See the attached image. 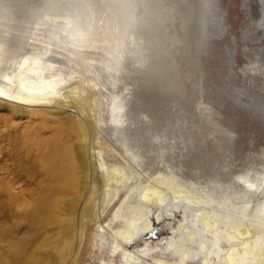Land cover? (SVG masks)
<instances>
[{
	"label": "rangeland",
	"instance_id": "rangeland-1",
	"mask_svg": "<svg viewBox=\"0 0 264 264\" xmlns=\"http://www.w3.org/2000/svg\"><path fill=\"white\" fill-rule=\"evenodd\" d=\"M4 1L6 2L4 6L0 4V14L3 10V14L12 18L27 15L30 8L36 13L39 8L34 0ZM165 1L167 2L166 6H170L169 8L174 10L175 23L171 18L172 11L164 7L163 12L159 0H148L147 6L159 18L165 17L170 26L169 29L166 27L168 32L173 39L176 38L178 41L173 54L169 56L170 64L168 65V68L172 69L173 64L177 62L176 70L178 72L173 81H176V88H174L175 86L169 89L161 88L156 80H153L150 86L146 84L145 86L142 81L135 83L136 81L129 80L128 73L122 69L125 63L121 61L118 70L124 74V77L118 76L117 78L116 74L108 75L106 72L108 71L107 67L110 65L107 63L110 61L108 60L110 57L108 45L111 41L106 38L107 42L103 45L106 52L99 50L101 46L99 49H94L92 54L86 55V66L83 63L80 64L79 59L72 58L68 64V61L61 58L60 61L64 62V65H61L64 72L63 80H66V84L59 88L61 94L57 99L58 101L52 106L16 108L18 113L13 115L11 111L14 106L9 107V105L0 101V177H3V170L6 169L7 164L15 167L14 164L17 160H22L23 155L15 153L16 147L20 146V142L23 141L22 137L28 135V133L29 135L34 133V135H41L45 138L48 135L51 136L55 128L75 129L82 122L83 124L96 126L99 140L103 143L104 148L101 158L114 176V183L113 180L111 181L112 189L117 185L116 188L120 189H118V194L110 203L111 205L108 204L103 213L101 207L106 206L104 205L105 195H102L101 198H94L91 213L87 215L86 221L84 220L89 222L85 225L86 229L82 238L80 231H78L81 228L79 224H81L82 219L79 214H81L80 211L84 207L83 203L86 197L81 198L74 212L68 204L74 200V196H56V200L61 203L55 211L60 215L62 227L52 226L51 229L45 230L40 239L37 240L33 239V225L29 219L31 207L34 204L41 203L45 197L53 195H39L36 190L38 188L36 183H28V185L27 183H20V186L22 184L25 186H22L20 193L15 190L12 197L5 196L3 190H1L0 264H29L30 262L25 261L30 257L29 249L30 252H35L34 257L30 258L31 262L34 261V264H71L72 261H74V264H98L95 259L100 260L102 255H100L98 248L93 249L91 246L92 236L97 225H103L109 221L113 212L125 199V196L128 199H125L127 202L125 201L124 205L127 209L132 205L138 206L136 200L139 192L153 187V185L158 186L167 197V205L175 204L172 201L175 190L183 191L182 194L184 195L181 194L183 197L178 203L189 208L186 218H188V228L190 230L195 228V221L199 230H201L203 220L210 226L214 224L213 222H217L215 221L217 219L220 221V225L241 224L251 228L252 231L253 226L256 225L254 228L258 226L256 229H260L258 230L260 237L255 233L258 237L256 235L253 237L254 242L253 239L250 240V252L247 253H251L250 256L253 257L258 254L256 253L258 251L264 252V248L261 247L264 246V244L262 245L264 241L259 246V242L262 239L264 240V207L262 205L264 203V191H257L258 184L264 180V69H254V72L249 69L245 76L236 71L244 67L246 57L251 56L252 50L258 48V44L246 43L245 50L242 49L244 42L240 43L237 40L238 33L235 34L236 22H239V25L244 24V11L239 8L238 0ZM112 4L108 0H104L105 7L114 13V10H111ZM119 4L121 5L119 11H122L126 16V36L134 34L140 37L144 62L149 54L155 56L162 54L156 42L157 38L147 36L145 25L142 20L140 21L141 16L132 0L127 1V3L121 1ZM51 6L56 7L53 1H51ZM210 9L217 21L216 24H213V16H210L209 13ZM112 12H105L101 17L108 14V18L111 19L113 17ZM55 14L57 13L55 12ZM35 15L39 16V12ZM219 18L224 19L223 22ZM210 28L213 31L212 33ZM132 29H134V32ZM232 33L236 37V43L232 42ZM46 34L51 38L54 37L52 32L48 33L46 31ZM91 40L93 41L92 47H96L95 38L92 37ZM55 48L61 54L59 48ZM68 48L75 49L70 46ZM232 50H234V53L231 57ZM120 51H116V57ZM91 59H94V62ZM149 63L150 59L148 58L147 64ZM145 67H147L146 64ZM259 72L262 74H259ZM102 73L104 75H101ZM79 75L82 80L79 79ZM114 78L117 79L116 83L118 84L111 87V81ZM169 81H171L170 85L172 86V80L169 79ZM76 82L80 84V87L73 89ZM73 83L75 84L72 85L71 90L69 85ZM166 84L169 83L166 82ZM98 88L100 89L99 92ZM80 94L84 97V102L87 101L86 103L83 102L84 110L81 113L79 112L81 108L77 105V98ZM114 100L119 104L122 102L125 105L127 104L125 107L127 116L125 118L128 119V122L124 126L121 124L122 130L117 133H115L117 119L112 120ZM61 102L73 107H65L60 104ZM43 120H48L46 127L42 125ZM131 122H136V124L131 127L132 131H127L129 129L128 123ZM143 129L148 134L140 132ZM122 131L124 133H121ZM13 143L17 146L15 147ZM25 143H21L20 147L24 145V149H27ZM12 145L14 146L12 147ZM31 149H29L30 154L35 155L36 152L34 151L33 154ZM7 155L11 156L9 161H7V158H9ZM3 156L6 157L3 158ZM90 158L92 161V155ZM10 168L8 167L9 170H11ZM157 179L158 182L156 183ZM247 183L257 186V189L253 188L251 190ZM197 198L202 202L199 201L196 204L194 199ZM190 199H192L191 202ZM211 199H213V202L206 206L204 201ZM228 204L230 208H227L229 207ZM145 206L151 208L152 214L160 209L158 204L152 202L145 204ZM137 209L135 213L130 215L137 216L140 211H143L141 206H138ZM165 209L168 210V206ZM205 214L207 217L204 216ZM129 216L128 218L131 217ZM64 217L65 220H63ZM71 218L74 219L71 220ZM124 218L114 222L116 228H122L126 224H124L126 220ZM178 218L182 219V216L178 215ZM70 221L75 222L72 225L74 227L72 228L74 232L72 235L75 234L76 236L71 235L70 237L67 235L66 237L63 227H68ZM176 224L178 225L175 219L174 226ZM53 228L55 229L53 230ZM209 233L207 235L209 237H213L215 234L211 230ZM54 234L58 235L59 242L64 244H61L59 249H55L57 253L55 250L52 253L53 249H48V251L43 249L42 245L40 246L45 237ZM160 234L161 237H166L164 227L161 228ZM70 239H74V242L73 240L71 242ZM23 242L28 244L24 247L26 251L23 250ZM189 243L195 251L198 244L195 241ZM253 245H258L260 249L257 250L256 248V251H254ZM27 247L30 248L27 249ZM20 253L24 258L19 256ZM167 253L168 255L158 256L168 263H174L178 260V257L172 251ZM63 254L65 255L64 259H62ZM73 256L74 258H72ZM250 256L247 254L246 257L251 258ZM105 257H107V254H104Z\"/></svg>",
	"mask_w": 264,
	"mask_h": 264
},
{
	"label": "bare ground",
	"instance_id": "bare-ground-1",
	"mask_svg": "<svg viewBox=\"0 0 264 264\" xmlns=\"http://www.w3.org/2000/svg\"><path fill=\"white\" fill-rule=\"evenodd\" d=\"M51 1L55 3L56 7L51 6ZM121 1L127 3V1L131 0H108L110 4L113 3L111 10H114V13L105 7L104 0H82L80 2L77 0H34L35 4L39 5L38 10L36 11V13L39 12V16H36V13H34L31 8L28 10L27 15L18 18L8 17L3 14L2 10V13L0 14V101L9 105V107L14 106L11 111L13 115L18 113V108H37L40 106L50 107L57 102V99H59L58 97L61 94L59 88L66 84V80H63L64 72L61 68V65H64V62L60 61L61 58L68 61V64L71 62L72 58L79 59L80 64L83 63L86 66V55L92 54L94 49H99L101 46V49L99 50H104L106 52L103 45H105L108 38V40L111 41L110 45H108V48L110 49V57L108 59L110 61L107 62L110 65L107 67L108 71H106L108 75L116 74L117 78L118 76L124 77V74L118 70L119 62L121 61L125 63L122 69L124 72L128 73L129 80L136 81L135 83L142 81L144 85L146 84L147 86H150L153 80H156L159 84L158 86L161 88L163 87L164 89L173 88L175 86L176 81H173L174 76L178 72L176 70L177 62L173 64L174 66L172 69H169L168 65L170 64L169 56L173 54L178 41L176 38L173 39L168 32L166 27L169 29L170 26L165 17L159 18L156 13L152 12L151 8L147 6L148 0H132V3L135 4L136 10L141 16L140 21L142 20L145 25L144 27L147 36L157 38L156 42L162 52V54L157 56L149 54L148 58L150 59V63L147 64L148 58L144 62L140 37H137L134 34L126 36V16L122 11H119V8L121 7L119 2ZM159 2L161 3L163 12L164 7H167L172 11L171 18L175 23L176 18L174 10L169 8L170 6H166L167 2L165 0H159ZM0 4H3L4 6L6 2L0 0ZM238 6L244 11V24L239 25V22H236L237 26L235 34L238 33L237 40L240 43L244 42L242 44V49L245 50L246 43L254 45L258 44V48L252 50L253 52L251 56L246 57L244 67L236 70L245 76L249 69H251L252 72H254V69H264V0H238ZM108 11L112 12L113 17L111 19L108 18V14H106L105 17H101L103 13ZM55 12L57 14H55ZM43 13L45 14L41 15ZM209 13L210 16H213L211 9L209 10ZM212 19L216 21L214 16ZM219 19L222 20V22L224 20L221 18ZM230 30L232 31V29ZM46 31H48V33L52 32L54 37L51 38L48 36ZM132 31L134 32V29H132ZM212 32L211 29V33ZM91 34L92 36L90 37ZM97 36L99 38H96ZM234 36V33H232V42L236 43V37ZM92 37L95 38L96 47H92ZM69 46L71 48L74 47L75 49L71 50L68 48ZM55 47L59 48L61 54L58 53ZM118 50L121 51L116 57V51ZM232 53H234V50L230 53L231 57L233 55ZM91 61L94 62V59H91ZM145 64L147 67H145ZM260 73L261 72H259V74ZM101 75L104 74L102 73ZM136 76L138 77L136 78ZM81 78L82 77L79 75V79ZM169 79L173 82L172 86L170 85L171 81H169ZM116 82L117 79L114 78L111 81V87L116 86L118 84ZM166 82L169 84H166ZM74 84L75 83L70 84L69 87L71 88ZM79 87L80 84L76 82L73 89H78ZM174 88H176V86ZM99 91L100 89L98 88V92ZM74 92L77 94L75 90ZM84 101V97L80 94L77 98V105L81 108V111H79L80 113L84 110ZM60 104L65 107H70L68 104L65 105L66 103L64 104V102H61ZM126 105L124 102L119 104L115 102V100L113 101L112 120L114 118L117 119L115 133L122 130V127H120L121 124L124 126L128 122V119L125 118L127 116V112L125 111ZM58 106L60 105L58 104ZM80 123V126L78 125V128L75 129L62 127L55 128L51 136L48 135L49 137L46 136L45 138L41 135H34V133L30 134L33 136L31 137L28 133V135L22 137V140L26 142L27 149H24V145L20 147L21 143H24L23 141H19L20 146L13 143L15 147L17 146L15 153L23 155L22 160L18 159L19 161H15V167L13 166L14 169H12V165L9 166L7 164V167L5 166L6 169L3 170V177H0V191L3 190L5 196L12 197L15 190L19 193L21 192L23 184L20 186V183H27V185L28 183H36L38 185L36 190L39 195H53L45 197L41 203L34 204L31 207L29 219L33 225L34 240L40 239L43 232L51 229L52 226H61L60 215L55 211L61 202L56 200V196H74V200L68 203L74 212L81 198L84 196L86 197L85 202L83 203L84 207L82 210L80 209L81 214H79L82 219L81 224H79V227L81 228L78 229V231H80L82 238L86 229L85 225L89 222H85V219L87 215L91 213L94 198H101L102 195H105L106 199L104 205L106 206L101 207L103 213L107 205L112 203L113 199L119 192V188H116L118 185L112 189V182L114 183L113 173L110 172L111 170L108 169L101 158L104 148L103 143L99 140L100 138L98 137L96 126L83 124L82 122ZM135 124L136 122L128 123L129 129L127 131H132L131 127ZM42 125L46 127L48 125V120H45ZM124 131L121 133H124ZM145 131L146 130L143 129L140 132L147 133ZM31 141L32 143H30ZM14 145H12V147ZM29 147L32 148L31 150H33V154L34 151L36 152L35 155L30 154ZM91 155L93 157L92 161L90 158ZM5 157L3 156V158ZM7 157H9V155H7ZM10 157L7 158V161H9ZM7 161L6 163H8ZM8 167H11V170H9ZM157 182L158 179L156 183ZM259 184V188L257 189V186L247 183L251 190L254 188L257 189V191H264V180ZM182 192L175 190L173 192L174 197L172 198V201H174L175 204L172 203L167 205V197H165L164 193L158 188V186L153 185V187L143 189L139 192L138 199L136 200L138 201V203L136 202L137 205L142 207L141 210L143 211H140V214L142 213V215H133L134 217L130 214L135 213L138 206L132 205L127 209V207L124 206L127 202L125 196V199L122 200L120 205L113 212L109 221L106 224H99L96 227V231L92 236L91 246L93 249L98 248L100 255L102 256H100V260H96L98 259L96 258L95 261L98 264H244V262L245 264H261V262L264 264V255H262L264 252H256L258 254H255V257L250 256L251 253H247L250 252V240L253 239L254 242L255 240L253 237L260 233L258 232L260 229H256L258 226L254 228L256 226L254 225L252 231L251 228L244 225L242 226L241 224L229 223V225H220V221L217 219L215 220L217 222H213L217 225L213 224L211 226L203 220V227L201 230H199L195 221V228L190 230L188 228V218H186L189 208L178 203V201H181L183 197L182 195H184ZM191 200L192 199H190V202ZM195 200L196 204L200 201L198 198L194 199V201ZM151 202L160 206V209L153 214L151 208L145 206V204L147 205ZM201 202L202 201H200V203ZM204 202L207 206V204L213 202V199ZM262 205L264 207V203H262ZM166 206H168V210L165 209ZM227 208H230V206ZM127 215L130 218H128ZM178 215L182 216V219H177ZM204 216H206V214ZM126 217L128 218V221ZM199 217L198 219H200ZM122 218L126 219L125 221L127 222L124 221V224H126L122 228H116L114 222ZM65 219L66 218L64 217L63 220ZM73 219L74 218H71V220ZM175 219L178 223L176 226H174ZM74 223L73 221H70L68 227H63L66 237L67 235L71 237L72 233H74L72 231V228H74L72 225ZM163 227L166 231V237L164 238L161 237L162 235L160 234L161 228ZM54 229L55 228H53V230ZM210 230L213 234L215 233L213 237L207 236ZM73 235L76 236L75 234ZM258 235L256 236L258 237ZM57 236L58 235L54 234L45 237L44 242H41L40 246L42 245L44 247L43 249L46 250L53 249L52 253H54V250L59 249L61 247L60 245L63 244L62 242H59ZM72 240L74 242V239ZM72 240L70 239L71 242ZM22 241H24V239H22ZM191 241H195L198 244L195 251L189 243ZM263 241L264 240L262 239V241L259 242V246H261V242ZM23 243L22 247L24 250V247L28 244L27 242ZM263 244L264 242L262 245ZM255 245L252 246L255 248L254 251H256V248L257 250L260 249L258 245V247ZM261 247L262 249L264 248V246ZM28 248L30 247H27V249ZM170 251L178 257V260L174 263H168L159 258L160 256L158 255H168L167 252ZM29 253H31L29 254L30 257H26L27 259L25 261L28 263L30 262L29 264H34V261L31 262L32 260H30V258L32 259L34 257L35 252H30L29 249ZM21 254L22 253H20L19 256L23 257ZM104 254H107V257L104 258ZM247 254L251 258L246 257ZM64 257L65 255L63 254L62 259H64ZM72 258H74V256ZM19 260L21 261V259ZM70 263L74 264V261Z\"/></svg>",
	"mask_w": 264,
	"mask_h": 264
},
{
	"label": "flooded vegetation",
	"instance_id": "flooded-vegetation-1",
	"mask_svg": "<svg viewBox=\"0 0 264 264\" xmlns=\"http://www.w3.org/2000/svg\"><path fill=\"white\" fill-rule=\"evenodd\" d=\"M214 21V20H213ZM213 23H216V21H214Z\"/></svg>",
	"mask_w": 264,
	"mask_h": 264
}]
</instances>
